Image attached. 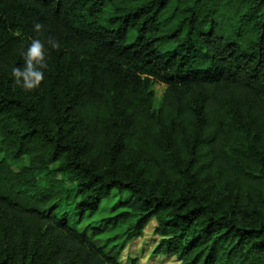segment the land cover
<instances>
[{"label":"trees","instance_id":"1","mask_svg":"<svg viewBox=\"0 0 264 264\" xmlns=\"http://www.w3.org/2000/svg\"><path fill=\"white\" fill-rule=\"evenodd\" d=\"M153 219L178 264H264V0H0V264H122Z\"/></svg>","mask_w":264,"mask_h":264},{"label":"rangeland","instance_id":"2","mask_svg":"<svg viewBox=\"0 0 264 264\" xmlns=\"http://www.w3.org/2000/svg\"><path fill=\"white\" fill-rule=\"evenodd\" d=\"M157 98H160L165 90L162 84L155 85ZM130 194L128 192H115L110 197L103 200L100 210L94 214L87 213L82 226L90 224L101 228L103 231L96 238V243L99 245H106L105 249L116 252L125 236H122L125 226L112 227V220L106 222L105 218L121 212L122 206L120 202L126 200ZM111 226V227H110ZM157 222L155 219L151 220L144 228L143 234L136 238L127 239L126 247L121 253L120 261L122 264H178L175 256H167L156 254L154 252L161 236L155 231ZM116 245V246H115Z\"/></svg>","mask_w":264,"mask_h":264},{"label":"clouds","instance_id":"3","mask_svg":"<svg viewBox=\"0 0 264 264\" xmlns=\"http://www.w3.org/2000/svg\"><path fill=\"white\" fill-rule=\"evenodd\" d=\"M38 47H39V45L37 44V45L34 47L33 51H36V50L38 49ZM28 86L31 87V85H28Z\"/></svg>","mask_w":264,"mask_h":264}]
</instances>
